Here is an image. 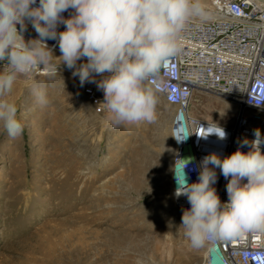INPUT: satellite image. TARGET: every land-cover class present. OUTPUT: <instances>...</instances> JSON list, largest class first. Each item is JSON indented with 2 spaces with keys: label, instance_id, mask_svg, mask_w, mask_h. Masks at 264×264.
I'll return each mask as SVG.
<instances>
[{
  "label": "rangeland",
  "instance_id": "1",
  "mask_svg": "<svg viewBox=\"0 0 264 264\" xmlns=\"http://www.w3.org/2000/svg\"><path fill=\"white\" fill-rule=\"evenodd\" d=\"M81 86L72 73L22 75L5 97L24 129L0 126V264H204L168 196L173 107L154 92L155 122L114 127ZM190 110L231 124L236 104L198 91Z\"/></svg>",
  "mask_w": 264,
  "mask_h": 264
},
{
  "label": "clouds",
  "instance_id": "2",
  "mask_svg": "<svg viewBox=\"0 0 264 264\" xmlns=\"http://www.w3.org/2000/svg\"><path fill=\"white\" fill-rule=\"evenodd\" d=\"M65 12H70L68 18ZM200 12V0H0V126L11 138L22 134L18 107L5 97L19 76L48 69L52 77L59 74L61 63L81 85L95 83L103 92L112 126L155 122L157 99L145 84L178 53L187 21ZM28 24L37 37L26 41ZM59 25L65 26L63 31H57ZM50 39L57 41L59 57L48 46ZM54 58H59L58 64ZM97 76L102 78L97 81ZM31 91L38 102H45L40 82ZM216 132L226 138L223 129ZM262 147L264 136L257 129L254 139L242 141L229 156H206L192 183L184 171L190 160L179 176L174 168L176 195L190 204L180 226L193 249L264 231ZM216 168L228 180L224 203L213 186Z\"/></svg>",
  "mask_w": 264,
  "mask_h": 264
},
{
  "label": "built area",
  "instance_id": "3",
  "mask_svg": "<svg viewBox=\"0 0 264 264\" xmlns=\"http://www.w3.org/2000/svg\"><path fill=\"white\" fill-rule=\"evenodd\" d=\"M200 2L201 12L187 21L178 53L145 84L166 104L173 106L169 112L174 150L167 175L168 196L181 214L190 208V204L185 196L176 195L175 167L179 176L182 166L190 160L184 171L189 183L196 182L206 156L216 154L221 159L229 156L242 141L254 139L257 129L264 136V0ZM63 15L68 18L70 12ZM64 27L59 25L57 31H63ZM23 35L26 41L37 37L31 24L27 25ZM47 44L53 53L59 49L56 40L50 39ZM47 72L48 69H41L25 76L45 77ZM198 91L233 101L236 104L233 123H218L194 116L190 104ZM81 92L95 114L107 113L104 94L95 83H84ZM218 128L223 129L226 138H220L216 132ZM180 136L188 137L178 140ZM241 150L249 149L243 147ZM261 150L264 151V147ZM215 171L217 181L213 186L224 203L228 200V180L219 168ZM204 255L206 264H264V231L206 243Z\"/></svg>",
  "mask_w": 264,
  "mask_h": 264
},
{
  "label": "bare ground",
  "instance_id": "4",
  "mask_svg": "<svg viewBox=\"0 0 264 264\" xmlns=\"http://www.w3.org/2000/svg\"><path fill=\"white\" fill-rule=\"evenodd\" d=\"M60 50L58 49L56 52L53 53V55L56 57V55H59ZM83 62V61H80ZM54 64H58L59 63V59L58 58H54L53 61ZM60 68V72H66V73H72V71L70 69H68L65 65H63V63H61L60 65H58ZM149 87V86H148ZM150 88V87H149ZM169 105V104H167ZM173 107V106H172ZM206 264V263H204Z\"/></svg>",
  "mask_w": 264,
  "mask_h": 264
},
{
  "label": "crops",
  "instance_id": "5",
  "mask_svg": "<svg viewBox=\"0 0 264 264\" xmlns=\"http://www.w3.org/2000/svg\"><path fill=\"white\" fill-rule=\"evenodd\" d=\"M171 137H172V135H171ZM173 141V140H172ZM173 150H174V146H173ZM173 154V153H172Z\"/></svg>",
  "mask_w": 264,
  "mask_h": 264
}]
</instances>
